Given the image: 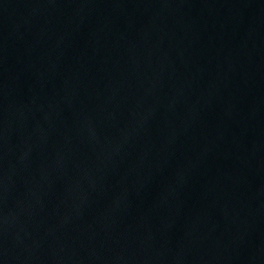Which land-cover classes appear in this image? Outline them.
Instances as JSON below:
<instances>
[{
  "label": "water",
  "instance_id": "95a60500",
  "mask_svg": "<svg viewBox=\"0 0 264 264\" xmlns=\"http://www.w3.org/2000/svg\"><path fill=\"white\" fill-rule=\"evenodd\" d=\"M0 264H264V0H0Z\"/></svg>",
  "mask_w": 264,
  "mask_h": 264
}]
</instances>
